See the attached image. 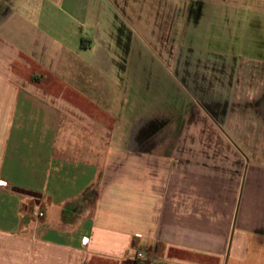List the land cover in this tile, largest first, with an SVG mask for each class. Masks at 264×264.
<instances>
[{
    "label": "crops",
    "instance_id": "0c3cea01",
    "mask_svg": "<svg viewBox=\"0 0 264 264\" xmlns=\"http://www.w3.org/2000/svg\"><path fill=\"white\" fill-rule=\"evenodd\" d=\"M183 28L202 103L136 113L91 0H0V264H264V0H187Z\"/></svg>",
    "mask_w": 264,
    "mask_h": 264
},
{
    "label": "rangeland",
    "instance_id": "374dc122",
    "mask_svg": "<svg viewBox=\"0 0 264 264\" xmlns=\"http://www.w3.org/2000/svg\"><path fill=\"white\" fill-rule=\"evenodd\" d=\"M91 1L94 16L108 17L125 52L124 89L127 95L136 96V113L148 112L156 102L160 106L168 95L174 96L176 108L180 105L193 109L195 102L202 103L185 71L191 69L197 74L200 69L196 66L203 67L200 76L212 82L215 71L209 63L214 62V57L204 55L197 38L185 35L183 11L187 0ZM136 79L140 84L134 87ZM94 197L92 191L82 201Z\"/></svg>",
    "mask_w": 264,
    "mask_h": 264
},
{
    "label": "built area",
    "instance_id": "2783aa9c",
    "mask_svg": "<svg viewBox=\"0 0 264 264\" xmlns=\"http://www.w3.org/2000/svg\"><path fill=\"white\" fill-rule=\"evenodd\" d=\"M0 186H6V183L2 182V183H0ZM44 216H45L44 211L41 208H39L35 213V217L37 219H41ZM134 258L138 264H153L155 261L154 256L148 251H146V252H143V251L135 252Z\"/></svg>",
    "mask_w": 264,
    "mask_h": 264
}]
</instances>
